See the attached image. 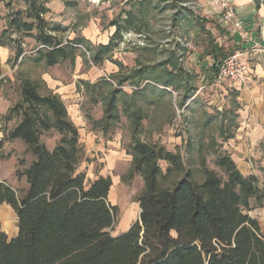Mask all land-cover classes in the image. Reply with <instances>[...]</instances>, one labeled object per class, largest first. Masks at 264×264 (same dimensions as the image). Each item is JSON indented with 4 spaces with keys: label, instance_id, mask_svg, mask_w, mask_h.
<instances>
[{
    "label": "trees",
    "instance_id": "obj_1",
    "mask_svg": "<svg viewBox=\"0 0 264 264\" xmlns=\"http://www.w3.org/2000/svg\"><path fill=\"white\" fill-rule=\"evenodd\" d=\"M23 1L26 8L12 10L0 34V47L10 46L15 62L20 58V63L26 60L52 66L72 60L80 51L88 53L92 63L99 66L112 53L113 40L121 37V26L113 20L115 32L107 44L93 45L83 37L65 42L59 35L60 26L44 18L48 12L46 0ZM180 1H173L176 24L192 14ZM146 3L150 5L151 1ZM136 17L127 10L123 22L129 25ZM195 22L205 35L200 58L209 56L213 60L210 67L202 66L204 79L212 83L219 62L237 48H225L217 42L205 27L208 20L204 17L195 15ZM218 27L223 28L220 24ZM132 29L141 33V27ZM11 33L32 38L35 45L29 53L22 46V38H12ZM170 53L171 68L140 65L126 76L124 80L134 86L149 81L131 93L119 87L121 80L116 87L101 80L107 89L106 94L100 92L102 131L119 120L120 108L134 118L136 127L142 117L136 115L138 100L153 101L155 94H166L169 87L179 92L180 107L194 96L191 75L179 65V55L183 54L176 50ZM17 93V101L2 118L5 125L12 120L15 123L9 129L4 126L0 161L8 157L3 152L5 141L15 139L26 145L33 159L16 172L18 178L25 177L24 190L18 191L0 179V205L6 203L17 216L14 237L9 238L0 223V264H264V233L247 213L251 201L255 207L264 206V168L260 169L261 180L254 174L243 175L227 151L218 146L211 150L213 146L200 141L195 148L199 157L196 169L184 160L178 146L170 150L158 141L134 137L128 147L129 176L139 175L144 183L137 198L139 219L113 236L106 231L117 209L107 201L111 179L98 176L89 181L79 171L82 146L78 127L60 96L26 73L18 80ZM235 96L229 108L222 112L215 109L213 114L223 141L233 138L238 126L241 105ZM132 107L135 110L130 111ZM49 131L59 135L52 149L41 140ZM192 148L187 146L188 150ZM209 154L215 155V165L222 174L207 167ZM160 161L167 163L165 170ZM168 178L170 183L162 185Z\"/></svg>",
    "mask_w": 264,
    "mask_h": 264
},
{
    "label": "rangeland",
    "instance_id": "obj_2",
    "mask_svg": "<svg viewBox=\"0 0 264 264\" xmlns=\"http://www.w3.org/2000/svg\"><path fill=\"white\" fill-rule=\"evenodd\" d=\"M146 1L46 0L48 12L44 18L60 26L62 32L59 35L65 42L83 37L93 45L107 44L115 32L111 22H119L121 37L113 40L112 53L99 66L92 63L88 53L81 54L80 51L76 52L72 60H62L52 66L26 60L20 63V58L14 61L10 46L0 47V139L5 136L4 126L9 129L15 123L12 120L5 125L2 118L18 99L17 85L23 73L41 80L45 88L58 94L69 117L78 127L82 146L79 171L84 172L89 181L98 176L111 179L107 201L117 209L114 222L106 231L113 236L126 231L139 219L137 198L143 191L144 183L139 175L129 176L131 155L128 147L134 137L142 141H158L170 150L178 146L184 160L196 169L199 157L195 148L200 141L208 147L213 146L211 150L218 146L227 151L234 162H239L236 163L239 168L245 165L260 180V169L264 168V34L258 35L260 39L251 43L248 36L239 39L227 33L228 27H218L221 23L217 13L219 0H214L215 10L210 9L209 2L203 4V0H181L179 4L189 8L192 14L183 17L177 24L173 20L176 9L174 0H148L151 1L150 5ZM254 1L264 9V0ZM25 8L23 0H0V34L7 26V18L12 10ZM127 10L138 16L129 25L123 22ZM195 15L208 20L205 27L217 42L225 48L236 47L235 52L243 53L241 62L248 72L243 81L216 86L204 79L202 66L210 67L213 60L209 56L200 58L205 35L196 24ZM139 27L141 33L132 29ZM11 34L12 38H22V46L27 53L35 45L28 36ZM172 50L183 54L179 55L182 56L179 65L191 75L190 82L196 87L194 96L180 107L179 92L169 87L168 93L160 96L155 94L153 101L138 100L139 113L136 115L142 117L136 127L134 118L120 108L119 120L110 125L107 131H102L100 126L104 106L100 92L104 94L107 89L101 80H107L112 87H116L118 80H121L122 85L119 87L122 90L128 93L136 91L149 81L134 86L129 80H124L126 76L140 65L171 68L169 56ZM234 96L241 105L236 117L238 126L234 130V137L223 141L218 135V119L213 114H216L215 109L222 112L224 108H229ZM131 110H135V107ZM240 127L249 130L247 139L234 141ZM58 138L59 135L54 131L41 136L49 149H52ZM212 142L214 144L210 145ZM189 144L193 146L191 150L187 149ZM3 152L8 157L0 161V179L18 191L24 190L27 187L25 177L18 178L16 172L24 170L33 155L19 139L5 141ZM243 155L244 158H240ZM214 159L213 154L207 156V167L222 174ZM160 166L165 170L167 163L160 161ZM170 179L162 181V185H168ZM251 205L247 213L258 221L264 233V206L255 207L253 201ZM0 218L1 228L10 238L17 230L16 214L8 206L5 214L0 210Z\"/></svg>",
    "mask_w": 264,
    "mask_h": 264
},
{
    "label": "built area",
    "instance_id": "obj_3",
    "mask_svg": "<svg viewBox=\"0 0 264 264\" xmlns=\"http://www.w3.org/2000/svg\"><path fill=\"white\" fill-rule=\"evenodd\" d=\"M217 13L219 21L228 27L229 33L239 39L247 36L246 24L240 18L236 7L230 0H219ZM242 52H234L224 57L218 64L212 83L221 86L225 82L243 81L247 76V68L241 62Z\"/></svg>",
    "mask_w": 264,
    "mask_h": 264
},
{
    "label": "crops",
    "instance_id": "obj_4",
    "mask_svg": "<svg viewBox=\"0 0 264 264\" xmlns=\"http://www.w3.org/2000/svg\"><path fill=\"white\" fill-rule=\"evenodd\" d=\"M230 1L236 7L240 18L246 24V31H247L248 40L252 41L251 43L256 42L257 39H260L258 35L264 34V31H263V29H264V18H263L264 17V9L260 5H258L256 3V1H254V0H230ZM205 2L210 3L209 4L210 9H214V7L216 6L214 0H203V4ZM220 25L222 27H226V25L222 22L220 23ZM227 33L229 34V30L227 31ZM262 38L264 39V37H262ZM68 114H69V112H68ZM248 133H249V130L245 131L244 127H240L238 132L235 135L236 137L233 140L236 141L238 139H247L246 135ZM236 154L238 155L237 151H236ZM240 158H244V155L241 156ZM235 163H239V162L236 161ZM244 164H246V162H244ZM238 169H240L241 172H242V169L243 170L245 169L246 171H243L244 173L242 172L244 175L252 174V171L250 170V168H247L245 165H243L242 168L238 167ZM8 206L9 205H7L6 203H2L0 205V210L2 209L3 214L6 213V209ZM16 234H17V230H16L15 234L11 237H14Z\"/></svg>",
    "mask_w": 264,
    "mask_h": 264
},
{
    "label": "water",
    "instance_id": "obj_5",
    "mask_svg": "<svg viewBox=\"0 0 264 264\" xmlns=\"http://www.w3.org/2000/svg\"><path fill=\"white\" fill-rule=\"evenodd\" d=\"M16 218H17V216H16Z\"/></svg>",
    "mask_w": 264,
    "mask_h": 264
}]
</instances>
